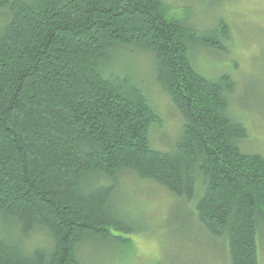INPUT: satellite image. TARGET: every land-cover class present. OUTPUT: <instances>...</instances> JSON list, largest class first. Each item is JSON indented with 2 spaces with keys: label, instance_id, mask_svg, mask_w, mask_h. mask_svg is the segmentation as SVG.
I'll return each mask as SVG.
<instances>
[{
  "label": "trees",
  "instance_id": "obj_1",
  "mask_svg": "<svg viewBox=\"0 0 264 264\" xmlns=\"http://www.w3.org/2000/svg\"><path fill=\"white\" fill-rule=\"evenodd\" d=\"M225 34H198L163 0H0V264H86L88 243L128 257L140 231L117 200L126 175L187 208L198 232L183 243L203 236L221 264H259L264 157L238 146L233 81L193 66L199 48L225 53ZM117 51L153 56L183 123L171 151L152 149L162 120L110 70Z\"/></svg>",
  "mask_w": 264,
  "mask_h": 264
},
{
  "label": "rangeland",
  "instance_id": "obj_2",
  "mask_svg": "<svg viewBox=\"0 0 264 264\" xmlns=\"http://www.w3.org/2000/svg\"><path fill=\"white\" fill-rule=\"evenodd\" d=\"M163 1L171 6L175 18L198 34L217 29L226 33L221 37L225 53L199 48L193 54V66L205 79L216 80L226 75L233 81L234 90L226 96L228 111L246 133L238 146L245 154L264 157V0ZM111 58L110 70L139 88L162 120V126L150 133L152 149L171 151L183 123L157 84L153 56L117 51ZM119 181L120 208L133 218L140 231L134 235L133 251L115 262L109 251L100 252V244L88 243L79 250L86 264H154L158 259L165 264L226 263V253L221 256L220 247L208 238L198 236L183 243L179 232L188 231L197 237L198 231L195 226L190 231L184 226L187 208L174 205L164 189L129 175ZM201 195L197 184L193 205ZM259 257V264H264V240L259 241Z\"/></svg>",
  "mask_w": 264,
  "mask_h": 264
}]
</instances>
